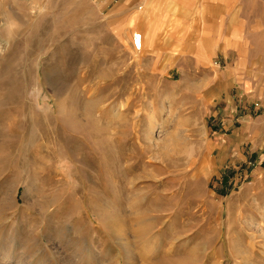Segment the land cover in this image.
<instances>
[{
  "label": "rangeland",
  "instance_id": "1",
  "mask_svg": "<svg viewBox=\"0 0 264 264\" xmlns=\"http://www.w3.org/2000/svg\"><path fill=\"white\" fill-rule=\"evenodd\" d=\"M238 2L202 59L138 2L0 0V264H264V0Z\"/></svg>",
  "mask_w": 264,
  "mask_h": 264
},
{
  "label": "crops",
  "instance_id": "2",
  "mask_svg": "<svg viewBox=\"0 0 264 264\" xmlns=\"http://www.w3.org/2000/svg\"><path fill=\"white\" fill-rule=\"evenodd\" d=\"M109 1V0H106ZM124 7L122 17H129L134 14V5L136 2L140 4V17L147 18L149 21L140 23L137 28L142 33H148L163 25H175L176 30L181 29L180 26L189 25L188 21L197 23V33L191 34V38L198 39V43L192 46L199 54L200 58L207 59L218 52L215 46L218 44L214 36L217 30L224 22V27L234 33H240L243 28L242 19L238 18L237 12L242 10V5L238 0H119ZM130 12V13H129ZM248 25V23L246 24ZM194 29V28H193ZM141 36V35H140ZM203 37V38H202ZM141 40V39H140ZM132 41V40H131ZM238 46L240 41L237 40ZM133 43V41H132ZM141 43V42H140ZM133 45V44H132ZM170 44L157 43L151 45V48L157 47L159 50L169 48ZM169 46V47H168ZM141 48V44H140ZM204 55L206 58H204ZM209 55V56H206ZM255 55V54H254ZM187 58H179V61ZM173 60V59H172Z\"/></svg>",
  "mask_w": 264,
  "mask_h": 264
},
{
  "label": "built area",
  "instance_id": "3",
  "mask_svg": "<svg viewBox=\"0 0 264 264\" xmlns=\"http://www.w3.org/2000/svg\"><path fill=\"white\" fill-rule=\"evenodd\" d=\"M133 46L136 50L140 49V35L135 34L132 38Z\"/></svg>",
  "mask_w": 264,
  "mask_h": 264
},
{
  "label": "bare ground",
  "instance_id": "4",
  "mask_svg": "<svg viewBox=\"0 0 264 264\" xmlns=\"http://www.w3.org/2000/svg\"><path fill=\"white\" fill-rule=\"evenodd\" d=\"M141 42V41H140ZM141 44V43H140Z\"/></svg>",
  "mask_w": 264,
  "mask_h": 264
}]
</instances>
